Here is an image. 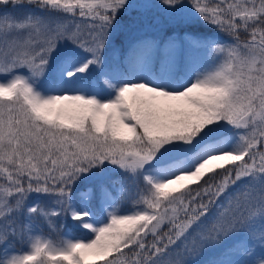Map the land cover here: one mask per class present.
I'll return each mask as SVG.
<instances>
[{
    "label": "snow or ice",
    "instance_id": "obj_1",
    "mask_svg": "<svg viewBox=\"0 0 264 264\" xmlns=\"http://www.w3.org/2000/svg\"><path fill=\"white\" fill-rule=\"evenodd\" d=\"M0 264H264V0H0Z\"/></svg>",
    "mask_w": 264,
    "mask_h": 264
}]
</instances>
